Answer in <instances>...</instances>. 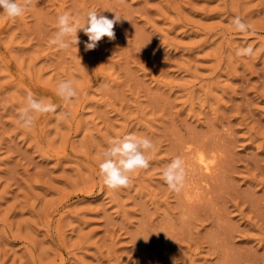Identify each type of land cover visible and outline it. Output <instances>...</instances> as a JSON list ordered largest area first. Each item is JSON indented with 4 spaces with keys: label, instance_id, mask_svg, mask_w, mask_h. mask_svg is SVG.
<instances>
[{
    "label": "rangeland",
    "instance_id": "1",
    "mask_svg": "<svg viewBox=\"0 0 264 264\" xmlns=\"http://www.w3.org/2000/svg\"><path fill=\"white\" fill-rule=\"evenodd\" d=\"M89 9L122 16L115 39L49 43L58 15ZM249 44L253 56L237 55ZM61 80L77 89L71 101L56 94ZM28 92L56 106L31 128L17 118ZM129 133L153 141L149 167L110 190L102 153ZM177 156L179 192L161 175ZM174 260L264 264V0H32L19 18L0 12V264Z\"/></svg>",
    "mask_w": 264,
    "mask_h": 264
},
{
    "label": "clouds",
    "instance_id": "2",
    "mask_svg": "<svg viewBox=\"0 0 264 264\" xmlns=\"http://www.w3.org/2000/svg\"><path fill=\"white\" fill-rule=\"evenodd\" d=\"M31 5L32 0H0V9H2L0 12L10 19H16L23 16ZM121 18L122 16L115 14L114 18L109 19L102 15L100 10L89 9L80 20L65 12L57 16V30L49 43L60 50H67L72 46L77 48L80 43L77 33L83 31L88 37L85 50H94L104 37L109 40L115 39L114 25L120 22ZM230 23L240 33H246L250 28L240 16L232 17ZM237 55L251 57L254 55V48L251 44L241 47ZM56 94L64 101H71L78 93L72 81L61 80L56 86ZM55 111L54 104L45 102L43 98L38 99L33 93L28 92L24 106L17 110V118L24 127L31 128L35 125L36 114ZM152 149L154 143L151 139L138 137L133 133L109 141L99 163L103 184L110 190L128 188L132 183L131 174L149 167V157L146 152ZM161 175L170 190L179 192L186 180L185 161L180 156L175 157L163 168ZM144 240L148 241V239Z\"/></svg>",
    "mask_w": 264,
    "mask_h": 264
},
{
    "label": "bare ground",
    "instance_id": "3",
    "mask_svg": "<svg viewBox=\"0 0 264 264\" xmlns=\"http://www.w3.org/2000/svg\"><path fill=\"white\" fill-rule=\"evenodd\" d=\"M200 151V150H199ZM202 154V153H201ZM200 154V155H201ZM205 154V153H204ZM199 155V154H198ZM207 158H208V156H207ZM200 159V162L203 164V166L207 169V168H209V162L207 161V159L206 158H204V156L203 157H200L199 158Z\"/></svg>",
    "mask_w": 264,
    "mask_h": 264
}]
</instances>
